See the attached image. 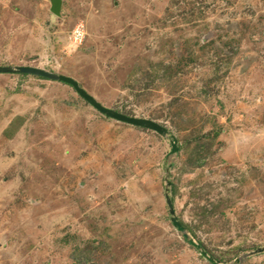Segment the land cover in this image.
Returning a JSON list of instances; mask_svg holds the SVG:
<instances>
[{
    "label": "rangeland",
    "instance_id": "374dc122",
    "mask_svg": "<svg viewBox=\"0 0 264 264\" xmlns=\"http://www.w3.org/2000/svg\"><path fill=\"white\" fill-rule=\"evenodd\" d=\"M0 67L169 133L0 74V264H211L166 195L216 264H264V0H0Z\"/></svg>",
    "mask_w": 264,
    "mask_h": 264
},
{
    "label": "water",
    "instance_id": "95a60500",
    "mask_svg": "<svg viewBox=\"0 0 264 264\" xmlns=\"http://www.w3.org/2000/svg\"><path fill=\"white\" fill-rule=\"evenodd\" d=\"M59 10L58 5L55 3L53 4L52 7V13L57 14ZM0 74H21V75H27V76H35L39 78H43L45 80L53 81V82H58L64 85H67L71 87L76 94L83 99L89 106H91L94 110L99 112L102 116L105 118L114 120L119 123H123L135 128H141V129H146L149 131H152L162 137H167L169 135L168 131L157 124L154 121L147 120V119H139V118H134V117H128L123 114H120L116 111L110 110L108 108H105L102 106L99 102H97L92 96L87 94L79 85L78 83L73 80L70 77H66L63 75H58L55 73H50L41 69L37 68H30V67H0ZM171 141H170V146H171V151L170 154H174L178 150V142L175 137L170 136ZM165 202L166 206L168 209V213L170 216V222L172 226L179 231L180 233L183 234V237L185 239L188 238V234L186 233L185 229L179 224L175 217V212L174 208L172 205L171 199L168 197V195L165 196ZM189 243L195 247L197 250L200 251V254L206 258L211 264H216L212 258H209L202 250L201 247L194 243L193 240H188ZM264 250H258V252H263Z\"/></svg>",
    "mask_w": 264,
    "mask_h": 264
},
{
    "label": "trees",
    "instance_id": "16d2710c",
    "mask_svg": "<svg viewBox=\"0 0 264 264\" xmlns=\"http://www.w3.org/2000/svg\"><path fill=\"white\" fill-rule=\"evenodd\" d=\"M17 75H20L21 77H26L27 75H21V74H17ZM35 77V76H34ZM36 78H39V77H36ZM39 79H41V80H45V79H43V78H39ZM139 129V128H138ZM202 149H203V147H200V146H198L197 147V151L196 152H193L195 155H199V153L202 151ZM196 160H199V161H201V159L202 158H195ZM181 225V224H180ZM182 226V225H181ZM187 228V227H186ZM185 228V229H186ZM188 232H191L189 229H188ZM192 233V232H191ZM184 240L187 242V243H189V241L187 240V239H185L184 238Z\"/></svg>",
    "mask_w": 264,
    "mask_h": 264
},
{
    "label": "built area",
    "instance_id": "2783aa9c",
    "mask_svg": "<svg viewBox=\"0 0 264 264\" xmlns=\"http://www.w3.org/2000/svg\"><path fill=\"white\" fill-rule=\"evenodd\" d=\"M82 34H83L82 31L77 29L72 34L73 40L75 42H80L82 40L81 38H83Z\"/></svg>",
    "mask_w": 264,
    "mask_h": 264
}]
</instances>
